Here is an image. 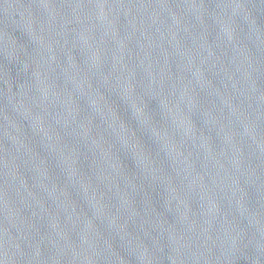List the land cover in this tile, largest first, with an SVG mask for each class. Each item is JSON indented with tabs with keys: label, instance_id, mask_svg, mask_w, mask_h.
Instances as JSON below:
<instances>
[{
	"label": "water",
	"instance_id": "1",
	"mask_svg": "<svg viewBox=\"0 0 264 264\" xmlns=\"http://www.w3.org/2000/svg\"><path fill=\"white\" fill-rule=\"evenodd\" d=\"M0 264H264V0H0Z\"/></svg>",
	"mask_w": 264,
	"mask_h": 264
}]
</instances>
